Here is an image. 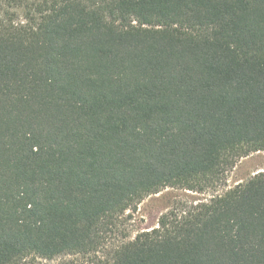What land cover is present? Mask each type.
Instances as JSON below:
<instances>
[{
    "label": "trees",
    "instance_id": "trees-1",
    "mask_svg": "<svg viewBox=\"0 0 264 264\" xmlns=\"http://www.w3.org/2000/svg\"><path fill=\"white\" fill-rule=\"evenodd\" d=\"M35 1L0 5V264H84L144 197L264 152V0ZM109 264H264V171Z\"/></svg>",
    "mask_w": 264,
    "mask_h": 264
},
{
    "label": "rangeland",
    "instance_id": "rangeland-1",
    "mask_svg": "<svg viewBox=\"0 0 264 264\" xmlns=\"http://www.w3.org/2000/svg\"><path fill=\"white\" fill-rule=\"evenodd\" d=\"M36 3L35 0H0L3 13L6 12L9 18L19 25H30L36 22L30 20L32 17L37 18L34 11ZM262 171H264V152L252 153L239 160L225 177L203 190L190 191L167 187L156 194L146 196L135 207L118 217L112 238L99 252L86 258L69 256L65 259L80 260L84 264H109L117 248L132 241L139 233L157 227L163 214L171 211L182 212L196 205L209 203ZM60 260L47 262V264L57 263Z\"/></svg>",
    "mask_w": 264,
    "mask_h": 264
}]
</instances>
